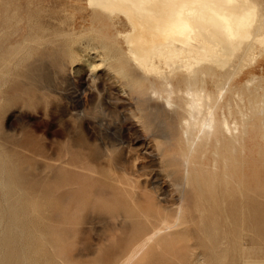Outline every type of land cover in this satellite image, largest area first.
<instances>
[{
    "label": "rangeland",
    "instance_id": "1",
    "mask_svg": "<svg viewBox=\"0 0 264 264\" xmlns=\"http://www.w3.org/2000/svg\"><path fill=\"white\" fill-rule=\"evenodd\" d=\"M89 5L0 0V264H122L149 230L145 212L153 219L179 201L170 154L181 151L185 112L137 102L119 62H100L125 46ZM256 56L237 67L222 101L220 72L197 77L246 140L219 135L199 153L189 229L136 264H264V50Z\"/></svg>",
    "mask_w": 264,
    "mask_h": 264
},
{
    "label": "bare ground",
    "instance_id": "2",
    "mask_svg": "<svg viewBox=\"0 0 264 264\" xmlns=\"http://www.w3.org/2000/svg\"><path fill=\"white\" fill-rule=\"evenodd\" d=\"M89 4L95 12L103 14H99L100 17L110 21L125 46L120 49L122 57L111 55L100 62L106 64V60L110 59L119 62L117 73L123 74L130 81L125 84L137 102L148 104L158 98L162 100V105L157 106L158 110H174L176 107L185 112L178 134L179 143H183H180L181 151L171 150L170 154L171 162L179 167L174 173H181L175 182L180 194L179 201L174 210L153 219L145 212L144 225L149 230L122 263L136 264L150 246L160 245L180 230L189 229V204L193 199L192 191L188 190L190 166L196 162L199 153L205 154L204 149L208 152L210 145L221 141V135L232 144L246 140L247 129L240 135L239 125H232L229 121L233 117L228 119L225 113L218 117L216 104L211 103L212 87L209 91L204 84L199 87L197 77L207 73L214 77L220 72L225 82L223 81L224 85L217 82L218 80L215 82V95L217 102L222 101L226 85L231 81L237 67L254 59L264 50V4L262 0H89ZM92 54L93 57L100 55L95 51ZM174 78L182 79L185 88H176ZM247 81L250 83L249 79ZM179 94L182 96V105L174 101V96ZM171 110L169 112L172 113ZM241 122L243 123L242 120ZM204 138L206 141L202 145ZM165 140L169 145L168 149H171L174 138L168 134ZM151 205H157V202L153 201L151 204L148 201L146 207L150 208ZM201 260L202 257L198 255L196 262Z\"/></svg>",
    "mask_w": 264,
    "mask_h": 264
}]
</instances>
